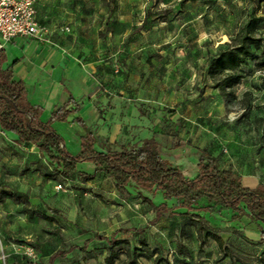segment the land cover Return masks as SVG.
I'll list each match as a JSON object with an SVG mask.
<instances>
[{"label":"rangeland","instance_id":"374dc122","mask_svg":"<svg viewBox=\"0 0 264 264\" xmlns=\"http://www.w3.org/2000/svg\"><path fill=\"white\" fill-rule=\"evenodd\" d=\"M61 4L73 21L86 23L76 39L81 46L75 77L83 90L88 74L95 88V114L90 106L83 109L89 124L95 122L96 130L119 144L154 136L162 155L188 176L196 174L195 147H203L220 166L242 174L245 184L264 182V22L257 56L242 66L238 84L222 92L207 73L209 57L247 13L255 8L264 15V0ZM68 23L62 34L70 40L74 31ZM88 170L92 166L64 179L37 147L20 148L0 130V192L14 193L12 199L29 208L33 221L11 236V248L0 236V264L76 263L87 254L68 258L67 251L77 247L86 223H95V239L104 246L95 247V264H125L129 259L137 264H264L260 227L246 216L232 220L227 210L207 214L208 227L222 240L205 238L201 249L202 239L186 216L159 215L133 186L118 189L104 173L87 177ZM22 186L30 192L19 191ZM6 200L0 196V207ZM153 201L162 202V194ZM180 243L189 254L179 253ZM112 252L118 256L109 262Z\"/></svg>","mask_w":264,"mask_h":264},{"label":"trees","instance_id":"16d2710c","mask_svg":"<svg viewBox=\"0 0 264 264\" xmlns=\"http://www.w3.org/2000/svg\"><path fill=\"white\" fill-rule=\"evenodd\" d=\"M263 22L264 15L252 8L230 39L209 57L207 73L222 92L240 82L242 66L257 56L263 41L260 31ZM4 61L5 55L0 48V128L16 133V141L20 145L36 144L41 155L46 156L62 178H72L79 171V163H92L94 173L103 172L111 177L118 189L133 186L159 215L186 216L195 224V232L202 239L201 249L205 238L211 236L222 240L208 227L207 214L225 210L232 212V220L246 216L256 222L264 242V182L256 186L245 184L242 174L230 167L220 166L218 158L203 147H195L196 174L188 176L181 165L162 155L154 136L144 137L140 143L134 144L111 142L89 127L79 114L75 120L83 126L85 133L79 139L77 150L73 151L66 145L55 123L66 121L71 114L77 113L79 102L71 94L48 117L43 116V108L28 100L25 82L15 79L12 65L4 67ZM158 194H162L163 201L156 204L153 197ZM14 195L8 190L0 192V196L5 198ZM24 211L29 213L26 205ZM179 253L189 254L183 243L179 244ZM117 256L116 252H112L108 261ZM125 264L137 262L129 259Z\"/></svg>","mask_w":264,"mask_h":264},{"label":"crops","instance_id":"0c3cea01","mask_svg":"<svg viewBox=\"0 0 264 264\" xmlns=\"http://www.w3.org/2000/svg\"><path fill=\"white\" fill-rule=\"evenodd\" d=\"M62 1L42 0L37 4L36 16L40 26L39 33L33 37L17 36L10 41L3 42L2 50L5 55L3 66L12 65L14 78L25 82L28 100L33 105L41 106L45 117H48L55 108L63 105L71 94L75 97L80 104L79 111L71 114L66 121L56 122L55 126L63 135L66 145L71 150L76 151L79 139L85 133L83 126L75 120L76 115L79 114L89 127L95 129V122L94 125L89 124L83 112L84 106L87 105L92 108L95 114V101L93 99L95 88L90 87L88 74H84L83 77V82L86 83L87 89L81 90L76 86L75 73L81 46V44L76 42V39L82 24L86 23L82 20L73 21V17L67 16V10L61 4ZM68 22H71V27L74 31V37L70 40H67L62 34V28L63 26H68ZM84 47H81V49H84ZM87 63L92 69H95L93 62L87 61ZM0 130L2 129L0 128ZM2 131L7 132L13 139V143L20 148L29 146L20 145L16 141L18 137L16 133L6 130ZM96 131L111 141L108 136L98 130ZM31 145L37 147L36 144ZM37 149L39 151L38 147ZM39 154L41 155L40 151ZM43 157L46 158V156ZM46 160L48 161L47 158ZM85 166H92V172L90 170L87 172H91L90 174H93V176L94 174L103 173H94V165L90 162L79 163V170ZM19 191L30 192L28 186L20 187ZM6 199L5 202H2V207H0V236L3 237L4 242L5 240L8 241L6 242L7 246L11 248L13 245L10 239L11 236H14L15 233H20L21 225H27L33 223V221L29 213L24 211L23 203L12 198ZM31 201L34 206L36 201L33 197H31ZM82 228L85 232L79 234L76 242L77 247L71 251L69 248L67 257L72 258L77 252L86 253L87 256L71 264H90V260H93V264H95V247L102 248L104 246L97 244L101 240L95 239V223L83 224ZM10 243L12 244L10 245ZM84 245H86L85 252L80 250ZM10 250L12 251V249ZM13 252H9V254Z\"/></svg>","mask_w":264,"mask_h":264},{"label":"built area","instance_id":"2783aa9c","mask_svg":"<svg viewBox=\"0 0 264 264\" xmlns=\"http://www.w3.org/2000/svg\"><path fill=\"white\" fill-rule=\"evenodd\" d=\"M42 0H0V48L17 36L33 37L40 31L37 4ZM62 185L60 184L59 187Z\"/></svg>","mask_w":264,"mask_h":264}]
</instances>
